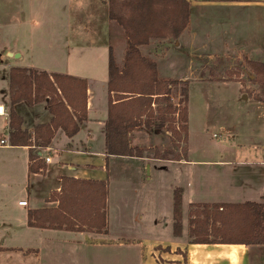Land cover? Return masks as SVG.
Masks as SVG:
<instances>
[{"label": "crops", "instance_id": "obj_1", "mask_svg": "<svg viewBox=\"0 0 264 264\" xmlns=\"http://www.w3.org/2000/svg\"><path fill=\"white\" fill-rule=\"evenodd\" d=\"M9 1L7 7L12 15V29L9 28L7 32L12 35V43L0 45V81L4 85V89L0 90V106L4 110V114L0 115V141H3L0 143V149L12 151V193H22V198L8 203L12 206L10 211L13 208L18 217L12 220V228L7 231L11 234L12 246L0 244L4 249H12L0 252V264H33L31 262L37 258L38 264H66L65 258L69 256L66 252L68 254L70 251L71 262L68 261V264H77V260L72 256L79 255L82 250L126 255L127 251H131L137 254L139 264H192L190 253L195 250V264H251V248H259L260 259L264 264L262 241L245 242L239 240L240 237L224 244H203L200 241L205 238L213 241L209 236L187 241L194 235L190 234L189 222L194 219L196 214L193 210L198 207L201 210L200 207L204 205L264 204V104L249 98L254 102L252 107L255 111L258 110V113L252 117L246 116L240 123L246 126L243 131H238V126L227 129L222 127L227 133L225 139H233L232 142H235V139H247V145L256 147V151L253 149L254 153L250 156L243 157L233 148L227 149L231 151L226 150V153H219L215 159L205 157L192 160L168 156L166 160H156L144 153L141 158L107 155L104 127L109 97L108 51L109 48L113 49L111 41L114 29L121 35L119 53L114 54L118 67L122 66L126 51V38L122 28L108 18V0H63L65 3L62 7L65 12L61 15L52 13L54 15L49 18H44L47 15V0ZM185 1L189 5L188 24L180 36L175 41L150 39L147 45L139 46L138 50L142 57L156 64L158 79L188 84L189 81L184 79L177 80L162 74L161 69L166 65L165 61L175 53L182 57L178 53L181 48H199L201 55L205 54L204 58L208 60L205 49L215 44L232 48L250 47L249 39L238 38L236 28L241 21L235 17H239V13L249 17H263L264 0ZM51 4L55 5V10L59 6V3ZM57 16L59 18L56 21ZM53 18L55 30H51L56 31L57 36L44 39L40 31L44 29V22L50 23ZM249 22L250 20H247L244 26L248 27ZM35 31H39L36 33L40 35L36 39L33 37ZM155 51H158L157 56ZM12 68L30 69L86 81V119L79 125L78 132L73 137L68 138L58 129L46 147L37 146L32 136L31 146L10 145L9 73ZM193 77V82L209 81L200 75ZM239 91L241 92V89ZM13 111L21 119L20 129L28 134H32L37 126L49 125L52 119L45 102L28 105L22 101L13 106ZM249 117L253 118V122ZM188 118L187 113L186 153ZM259 120L260 131L254 127H258ZM137 130L130 131L127 139H142V135L137 138ZM228 133L231 134L230 137ZM250 139L260 140L249 142ZM129 146L135 148L136 145L129 141ZM238 148L240 149L241 145H238ZM30 155L33 156L32 160ZM253 157L260 158L257 162H252ZM45 158L49 160L46 162ZM113 159L136 163L154 161L162 164L164 168L184 167L175 181L167 185L171 202L165 208L166 216L161 214V207L154 208L152 227L159 232L166 231V236L150 238L141 234L140 229L138 234L135 231L118 232L115 231L116 228L110 227L107 214L108 177L109 163ZM30 167H39L38 172L31 173ZM62 178L105 183L106 226L102 232L28 226V212L57 207V201L51 197L59 193ZM177 188L181 190V233L174 236L172 198L173 191ZM20 201H25L27 206H18ZM4 204L2 208H5ZM140 220H143L142 216ZM196 220H202V217H197ZM7 225L0 220V230H7ZM24 252L29 254L23 256ZM45 252L48 253L49 259H45ZM230 255L235 257L233 263L227 258Z\"/></svg>", "mask_w": 264, "mask_h": 264}, {"label": "trees", "instance_id": "obj_2", "mask_svg": "<svg viewBox=\"0 0 264 264\" xmlns=\"http://www.w3.org/2000/svg\"><path fill=\"white\" fill-rule=\"evenodd\" d=\"M188 3L185 0H108V18L122 28L126 38L123 64L115 63L112 49L108 51V115L105 122L106 154L120 157H142L138 148L129 146L127 135L135 128H150L155 118L161 129L166 116L177 115L179 131L187 133V83L164 81L157 77L156 64L141 56L138 47L150 39L175 41L188 24ZM254 73L264 75V64L248 63ZM264 84V77L261 81ZM182 84L180 91L183 109L173 108L168 90ZM86 81L58 74H47L30 69L12 68L9 73V143L11 146H31V136L37 146L46 147L56 130L68 138L78 132L86 119ZM28 105L45 102L52 116L49 125L37 126L32 134L20 129L21 119L13 106L19 102ZM164 103V109L157 106ZM173 131V129H171ZM178 134V133H177ZM30 155V160H32ZM153 159L166 160L165 156ZM38 168L30 167L31 173ZM57 201L55 209L28 212V226L35 228L89 231L100 233L106 226V185L104 182L61 179L60 191L51 197ZM173 234L181 233V190L175 189L172 198ZM199 208V207H198ZM190 220V234L197 230L212 233L221 227L243 232L239 240L264 242V204L204 205ZM202 220H196L197 217ZM224 225V226H222ZM210 233V234H211ZM208 234V236H210ZM238 240V241H239ZM203 244L229 243L201 239ZM233 242V241H231Z\"/></svg>", "mask_w": 264, "mask_h": 264}, {"label": "rangeland", "instance_id": "obj_3", "mask_svg": "<svg viewBox=\"0 0 264 264\" xmlns=\"http://www.w3.org/2000/svg\"><path fill=\"white\" fill-rule=\"evenodd\" d=\"M59 1V2H58ZM9 0H0V45L12 43V35L7 32L12 29V15L8 11ZM51 3H59L55 10V5ZM65 1L63 0H47L46 12L44 18H49L56 15H61L65 12L62 7ZM59 11L57 12V9ZM55 10V12H53ZM52 13H54L52 15ZM58 16L55 18L58 20ZM233 19V17H230ZM240 24L237 25L236 32L239 39H249L250 47L232 48L223 47L220 45H212L205 53L209 56L205 60L204 55H201L199 48L183 49L174 56L165 61V66L161 72L177 80L189 81L187 84V113H188V139L186 153V139L184 134L178 129L177 115L166 116V123L161 129L155 128L158 122L155 118L150 121V128L139 127L137 130V138L142 135V139H129L130 143L136 145L142 153L148 157L165 156L173 158H187L192 160L209 158L215 159L219 153H226L227 149H234L243 157L254 153L256 147L247 145V139H225L227 133L222 130V127L238 126V131H243L245 125L240 124L246 116L252 117L258 113L252 107L254 101L264 104V84L261 82L264 75L254 73L248 63L264 64V16L251 17L239 13ZM247 20H250L248 27L244 26ZM54 18L44 22V29L41 35L44 39L51 38L56 35L55 26L52 23ZM115 23V22H114ZM53 24V25H52ZM116 24V23H115ZM48 26V27H47ZM10 28V29H9ZM49 28V29H48ZM39 31H35L33 37L36 39L40 36ZM54 33V34H53ZM121 35L114 29L112 32L111 45L112 53L117 55L120 48ZM56 40V39H55ZM161 50V49H160ZM160 50H158L160 52ZM158 51L154 54L157 56ZM208 79L205 82H193V76H198ZM240 85H239V84ZM0 81V90L4 89V85ZM184 88L182 84L173 85L168 90L169 100L173 108L180 111L184 104L180 91ZM241 89V92L239 91ZM243 93V94H241ZM245 94V95H244ZM248 98H247V97ZM247 98V99H245ZM159 109H164V103L160 102L157 106ZM248 118L253 122V118ZM257 130H261L260 120ZM173 129V131L171 130ZM142 131V132H141ZM136 133V132H135ZM178 133V134H177ZM229 134V133H228ZM231 134H229L230 137ZM245 140V141H242ZM260 139H250L249 142H255ZM248 143V142H247ZM245 144V145H244ZM241 145V148H238ZM138 146V147H137ZM37 149V148H36ZM227 150V151H226ZM260 150V149H259ZM256 151V150H255ZM260 158V157H259ZM258 158V159H259ZM257 157H253L252 162H257ZM256 160V161H255ZM183 171L184 167L164 166L154 161L147 163H136L127 160L113 159L109 163L108 177V219L109 225L115 231H135L139 234L150 236V238H159L160 235L166 236V231H161L152 227L154 208L161 207V214L166 216L165 208L171 202L168 196L167 185L175 181L179 175V171ZM167 189V190H166ZM22 198V193H12V151L0 149V220L6 222L7 230H0V244L12 246L11 234L7 233L12 228V220L18 217L10 208L8 203L18 201ZM5 202V204H4ZM2 204L5 208H2ZM7 206V207H6ZM200 209L194 211L199 213ZM143 220H140V217ZM156 220V219H155ZM224 226V225H222ZM134 232V233H135ZM211 233V231H210ZM202 230L194 232L190 241L198 238H204L210 234ZM243 232L235 230H226L225 226L220 229H214L210 234V238L223 242H231L236 238L242 237ZM12 251V249H4L0 247V252ZM34 252V251H32ZM93 250H82L79 255H73L72 258L77 260V264H139L137 254L131 251L118 254L97 252ZM46 253L45 259L48 257ZM70 251L68 254H71ZM27 255L29 252H24L22 255ZM66 257L65 261L71 262V257ZM37 256H33L36 258ZM259 248H251L250 261L251 264H262ZM49 259V257H48ZM33 264H38V258L33 259ZM146 263V260H145ZM44 264H52V262H44Z\"/></svg>", "mask_w": 264, "mask_h": 264}, {"label": "bare ground", "instance_id": "obj_4", "mask_svg": "<svg viewBox=\"0 0 264 264\" xmlns=\"http://www.w3.org/2000/svg\"><path fill=\"white\" fill-rule=\"evenodd\" d=\"M232 263L235 261V257L233 255H230L227 257ZM190 259H191V263L195 264L196 263V254H195V250H192L190 253Z\"/></svg>", "mask_w": 264, "mask_h": 264}, {"label": "built area", "instance_id": "obj_5", "mask_svg": "<svg viewBox=\"0 0 264 264\" xmlns=\"http://www.w3.org/2000/svg\"><path fill=\"white\" fill-rule=\"evenodd\" d=\"M4 114V110H3V107L2 106H0V115H3ZM0 143L2 144L3 143V141H0ZM0 144V145H1ZM49 159L48 158H45V161L47 162ZM18 206H20V207H25V206H27V203L25 202V201H20L19 203H18Z\"/></svg>", "mask_w": 264, "mask_h": 264}]
</instances>
